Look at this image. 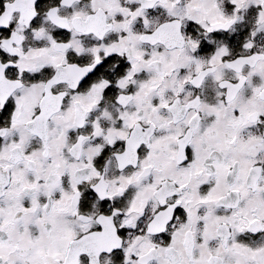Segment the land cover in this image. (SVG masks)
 I'll use <instances>...</instances> for the list:
<instances>
[{
	"label": "snow or ice",
	"instance_id": "1",
	"mask_svg": "<svg viewBox=\"0 0 264 264\" xmlns=\"http://www.w3.org/2000/svg\"><path fill=\"white\" fill-rule=\"evenodd\" d=\"M0 264H264V0H0Z\"/></svg>",
	"mask_w": 264,
	"mask_h": 264
}]
</instances>
